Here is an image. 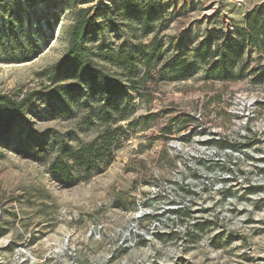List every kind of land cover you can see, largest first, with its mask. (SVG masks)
<instances>
[{
    "label": "rangeland",
    "instance_id": "374dc122",
    "mask_svg": "<svg viewBox=\"0 0 264 264\" xmlns=\"http://www.w3.org/2000/svg\"><path fill=\"white\" fill-rule=\"evenodd\" d=\"M262 4L37 0L52 38L0 62L38 93L0 141V264H264V48L238 33ZM81 18L115 95L51 78Z\"/></svg>",
    "mask_w": 264,
    "mask_h": 264
},
{
    "label": "trees",
    "instance_id": "16d2710c",
    "mask_svg": "<svg viewBox=\"0 0 264 264\" xmlns=\"http://www.w3.org/2000/svg\"><path fill=\"white\" fill-rule=\"evenodd\" d=\"M36 3L37 0H0V62L31 61L42 53L44 46L52 38L39 24L40 18L33 19L32 15L37 10L34 8ZM45 22L47 26L51 23L49 20ZM91 28L92 25L82 18L70 28L69 47L63 59L54 67L51 78L55 82L56 79H72L70 84H61L60 88L63 89L85 85L89 90L115 95L118 87L98 72L84 47ZM238 33L243 38L242 41L250 38L260 49L264 48V4L250 12L246 27L238 29ZM226 43L233 45L229 40ZM231 46L230 51L233 53ZM144 48V45H136L129 52L104 54V58L129 69L135 64L136 53L138 55ZM143 57L147 59L146 56ZM146 61L149 63V59ZM37 94L36 91L29 92L23 98H14L0 93V141L4 134L24 119L29 103Z\"/></svg>",
    "mask_w": 264,
    "mask_h": 264
},
{
    "label": "built area",
    "instance_id": "2783aa9c",
    "mask_svg": "<svg viewBox=\"0 0 264 264\" xmlns=\"http://www.w3.org/2000/svg\"><path fill=\"white\" fill-rule=\"evenodd\" d=\"M235 2H237V3H242V2H244V0H234Z\"/></svg>",
    "mask_w": 264,
    "mask_h": 264
}]
</instances>
